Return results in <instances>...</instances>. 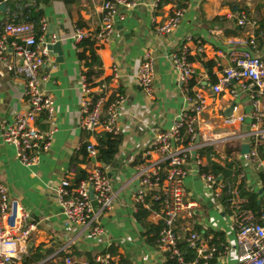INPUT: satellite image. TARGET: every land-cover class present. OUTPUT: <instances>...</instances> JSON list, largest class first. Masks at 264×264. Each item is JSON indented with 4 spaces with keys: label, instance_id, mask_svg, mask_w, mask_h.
Masks as SVG:
<instances>
[{
    "label": "crops",
    "instance_id": "obj_1",
    "mask_svg": "<svg viewBox=\"0 0 264 264\" xmlns=\"http://www.w3.org/2000/svg\"><path fill=\"white\" fill-rule=\"evenodd\" d=\"M106 1L39 3L46 30L42 31L41 27L37 30L38 41L46 49L51 44L61 43L64 59L61 62L57 54L49 52L40 70V76L48 78L41 87L56 104V131L50 149L31 167L23 165L17 158L15 146L2 138L3 128L12 124L19 113L29 110L26 82L18 71L22 62L11 51L5 61L0 60V183L8 187L16 205L31 214V222L36 226L28 252L23 254L19 264H26L36 253L47 256L38 264H65L67 258L77 263L95 264L94 258L100 254L110 255L113 264H165L168 260L157 251L156 245H149L143 227L135 219L139 212L135 210L133 198L139 190L136 175L148 145L157 134L171 130L177 116L188 109L190 93L201 94L207 104L197 123L200 143L196 137V145L200 148L194 155L210 147L216 152L214 162L221 166L234 164V170L239 173L229 183L238 191L239 205L244 206L255 197L262 207L259 218L245 210L241 215L251 214L259 222L264 219V143L259 151V163L252 162L249 154L243 155L244 146L251 145L249 134L255 123L252 97L257 90L247 81H233L218 94L213 89L224 70L232 66L233 51L251 49L254 55L264 59V0H190L179 27L167 35L160 34L157 28L179 10V0H168L160 8L153 6L154 0H132L137 6L134 9L119 6L112 37L96 46L103 64L99 81L111 79L107 85L109 96L119 92L124 98L119 107L120 151L113 164H104L114 194L112 209L100 215L106 235L94 239L81 227L66 225L58 205V188L64 179L75 180L81 171H87V163L84 164L79 155L84 143L98 144V134L93 137L81 127L84 66L78 59L76 29L99 31ZM3 4L6 7L4 11L0 9V28L12 20L8 3L0 2V6ZM242 16H246L250 24L240 26ZM257 30H260L258 38ZM252 38L255 46L249 45ZM183 45L189 48V60L196 72L190 81V91V83L187 86L188 93L179 82L172 61L173 54ZM149 51L156 68L153 99H149L136 82L140 64ZM207 63L213 66H206ZM9 65L13 66V71L8 70ZM114 68L120 76L117 82L112 81ZM209 69L217 79L215 85ZM230 89L236 90V97L230 94ZM257 99L264 112V91ZM233 107L238 109L236 114L244 118L243 122L227 123L235 113ZM37 127L44 132L51 129L46 115L38 118ZM156 158L154 155L153 159ZM187 169L185 189L189 199L201 205L195 225L203 231L225 234L228 250L215 260L216 264H238L236 234L241 215L233 217L226 213L221 203L213 198V190L198 176L199 166L194 160L189 162ZM203 208L208 215L209 211L215 213L217 218L201 223ZM148 220L156 225L152 213ZM62 255L68 257L64 260Z\"/></svg>",
    "mask_w": 264,
    "mask_h": 264
},
{
    "label": "built area",
    "instance_id": "obj_2",
    "mask_svg": "<svg viewBox=\"0 0 264 264\" xmlns=\"http://www.w3.org/2000/svg\"><path fill=\"white\" fill-rule=\"evenodd\" d=\"M160 1L154 0L153 6L158 7ZM119 6L134 9L137 3L132 0L106 1L103 5L100 30L90 32L77 28L76 42L81 43L91 38L97 43L109 41L115 30ZM184 13V9L177 10L167 22L157 28V31L163 35L171 34L179 27ZM248 24L250 23L246 16H242L239 25ZM41 30H46L43 20ZM56 40L54 37L55 42ZM249 45L255 46L254 38ZM9 51L22 62L18 71L26 82L29 110L19 113L12 124L3 128L2 138L5 143L15 146L18 160L23 165L31 167L38 163L42 153L50 149L56 131V104L41 87L48 78L40 76V70L49 57V51L40 45L36 26L26 23H9L0 28L1 61L7 59ZM172 61L178 72L179 82L188 93L187 86L196 74L189 60V48L183 45L177 54H173ZM231 62L232 66L224 70L222 78L213 89L218 94L233 81L238 83L247 81L250 87L257 90L252 97L255 123L249 134L251 147L248 158L259 163V151L264 143V112L257 97L264 91V59L254 55L251 49H247L233 51ZM8 70L13 71V66L9 65ZM113 71L112 81L117 82L120 77L118 70L114 68ZM155 79V61L149 51L136 75L138 86L149 99L155 97ZM82 90L84 95L81 109L82 129L93 137L99 133L120 136L119 107L124 102L121 93H115V100L109 103L108 86L91 89L85 77L82 78ZM94 93H98V96ZM230 94L233 97L237 96L236 90L230 89ZM187 102L188 109L177 116L172 129L157 134L143 152L136 175L139 190L133 198L135 210L139 211V207L142 206L151 212L154 223L160 227L156 248L166 260H174L179 264H212L223 256L228 247L224 242H218L210 231L204 230L199 233L193 229L201 205L189 199L184 185L189 162L194 160L198 166L203 164V160L194 153L200 148L196 145L197 123L207 104L201 94L188 96ZM233 112L235 113L227 123L244 121L243 117L236 114L237 108H234ZM42 114L46 115L51 126L48 132L37 127L38 118ZM183 128L186 130H182ZM87 153V179L76 187L73 186L72 179H64L57 192L58 205L67 226L81 227L90 237L99 239L106 235L100 223V215L111 210L114 205L113 186L104 164L99 160L95 143H89ZM154 155L157 156L156 159H153ZM198 176L212 188L213 198L218 202L224 189L228 187L233 217L241 215L243 211H239L238 191L229 182L222 183L214 175L200 174L199 170ZM92 193L94 198L91 197ZM237 224L238 264H264V219L258 222L251 214H243ZM35 229L36 226L31 222V214L19 208L12 200L8 187L0 183V264H19L23 254L28 252V244ZM185 247L188 251H185ZM188 252L191 253L189 258ZM94 263L113 264V259L110 255L100 254L95 256ZM65 264L91 262L77 263L72 258H67Z\"/></svg>",
    "mask_w": 264,
    "mask_h": 264
},
{
    "label": "trees",
    "instance_id": "obj_3",
    "mask_svg": "<svg viewBox=\"0 0 264 264\" xmlns=\"http://www.w3.org/2000/svg\"><path fill=\"white\" fill-rule=\"evenodd\" d=\"M51 0H0V2H7L9 5V15L11 23L19 24V23H26V24H34L37 30L41 27V22L43 19V13L39 10V3L49 4ZM190 0H179L178 9H185L188 6V2ZM168 2V0H161L158 8L162 7L164 3ZM157 8V9H158ZM82 29V28H81ZM260 30L256 31V36L258 38ZM40 33L38 37H40ZM97 42L94 39H87L79 43L78 45V59L84 66L83 77L86 78V81L91 89L102 88L104 85H108L111 82V79L106 81H99L103 75V64L101 58L99 57L97 50H96ZM206 66H213L209 63ZM212 68V67H211ZM209 75L212 78V83L215 85L217 83V79L214 77L211 69H209ZM192 88V84L190 83L188 89ZM97 94V95H95ZM95 96H98V93H94ZM194 95L190 93L189 96ZM115 100V95L110 97L109 103ZM182 130H186L183 128ZM98 137V144L96 148L99 153V160L105 164L110 165L113 164L116 156L120 151V146L122 143L121 136H113L107 133H99ZM89 143H84L83 147L81 148L79 155L82 156V162L85 164L88 162V153H87V146ZM198 157H200L203 161L205 159L206 163H203L199 166L200 174L205 175H214L219 180L220 177H223L222 183L226 182H233L234 179L238 176V172L234 169V164H227L226 166H221L213 161V158L216 156V152L214 149L207 147L202 150L198 151ZM88 177L87 171H81L79 177L73 180V186H79V184L85 181ZM233 178V179H232ZM231 179V180H230ZM232 184V183H231ZM241 189V188H240ZM221 205L224 207L226 213L232 214L231 211V195L229 193L228 187H226L223 191L220 200ZM261 206H259L258 201L255 197L250 198L247 204L244 206H240L239 211H250L252 212L256 218L261 217ZM150 212L143 208L142 206L139 207V212L135 215L136 221L143 227L145 231V237L147 238V242L149 245L154 246L156 245L157 239L160 233V227L157 225H153L149 222ZM259 222V221H258ZM193 229L199 233L203 230L199 226H194ZM210 231L215 236V239L218 242H224L225 234L215 231ZM209 233V232H208ZM185 251H188V248L185 247ZM187 258L191 256V253H187ZM190 255V256H189ZM47 256L42 255L40 253L34 254L26 264H38L43 261ZM67 255H62V259H66ZM165 264H179L177 261L168 260ZM212 264H216L215 261Z\"/></svg>",
    "mask_w": 264,
    "mask_h": 264
},
{
    "label": "water",
    "instance_id": "obj_4",
    "mask_svg": "<svg viewBox=\"0 0 264 264\" xmlns=\"http://www.w3.org/2000/svg\"><path fill=\"white\" fill-rule=\"evenodd\" d=\"M6 5L3 4L0 6L1 10H5ZM48 51L49 52H53L54 54H57L59 61H63V48H62V44L61 43H55V44H51L48 47ZM234 110V107L232 108ZM197 143H200V137H197ZM250 153V145H245L243 148V155H248ZM91 197L94 198L93 193L91 194Z\"/></svg>",
    "mask_w": 264,
    "mask_h": 264
},
{
    "label": "rangeland",
    "instance_id": "obj_5",
    "mask_svg": "<svg viewBox=\"0 0 264 264\" xmlns=\"http://www.w3.org/2000/svg\"><path fill=\"white\" fill-rule=\"evenodd\" d=\"M216 218L217 217H216V214L215 213L209 211V215H208L207 212H206V210H205V208H203L201 210V216H200L199 220H200L201 223H204L205 221L206 222L213 221Z\"/></svg>",
    "mask_w": 264,
    "mask_h": 264
}]
</instances>
